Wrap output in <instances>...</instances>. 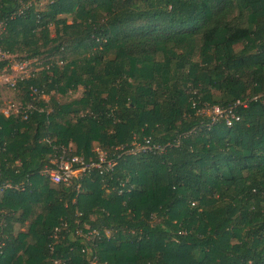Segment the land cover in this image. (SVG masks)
Here are the masks:
<instances>
[{"label":"trees","instance_id":"16d2710c","mask_svg":"<svg viewBox=\"0 0 264 264\" xmlns=\"http://www.w3.org/2000/svg\"><path fill=\"white\" fill-rule=\"evenodd\" d=\"M0 52V73L36 69L3 84L33 107L0 101V264H89L75 221L101 231L95 264H264V0H0ZM145 144L111 173L40 175L61 147Z\"/></svg>","mask_w":264,"mask_h":264},{"label":"built area","instance_id":"2783aa9c","mask_svg":"<svg viewBox=\"0 0 264 264\" xmlns=\"http://www.w3.org/2000/svg\"><path fill=\"white\" fill-rule=\"evenodd\" d=\"M5 57L8 56L0 52V59ZM29 65H32V61L28 60L24 62H14L13 65H11L10 69L12 68L19 75L12 76L8 73H1L0 80L4 83L9 84L11 87H15L18 79L20 80L24 77H28L32 74V71L36 70L35 68H31L29 71H27L26 69ZM27 72L29 73L26 74ZM32 92H36V89H32ZM236 103L245 106V102L241 103L240 101H237ZM32 105V103L23 104L21 102H11L6 107H4L2 111L5 115L21 113L25 118L27 116L26 112L33 107ZM204 112L212 116V119L214 121L222 119L225 125L229 127L240 120V116L233 110L232 107L225 109L214 106L211 109L205 110ZM151 148L152 146H149L147 144L135 145V147L127 149L120 154L115 153V157L110 158L107 151L97 148L94 149L96 152V158L92 160H86L82 155L73 153L72 148L61 147L49 158V163L45 164L40 170V175L47 178L53 185H70L72 181L82 178L83 176L89 174L91 171L97 170L100 173L113 172L118 165L117 159L122 154H136L139 152L147 151L149 149L151 150ZM156 148L157 147L155 146V149ZM7 187L11 186L7 184L5 188ZM76 190L77 192H79L80 184L77 185ZM127 192H129V189ZM119 193H122V189L119 190ZM75 223L77 225L74 229L73 235L79 238L80 241L84 244V247L82 248L83 252H87L91 255L89 264H95V262L97 261L96 255L92 254L89 251H91V248H95L96 241L101 237V231L98 228H90L87 225H80L79 221H75ZM64 227H67V224L65 222H62L59 226L55 227L53 238H57V232H59L60 229L62 230ZM103 234L109 235L110 231L104 229Z\"/></svg>","mask_w":264,"mask_h":264},{"label":"rangeland","instance_id":"374dc122","mask_svg":"<svg viewBox=\"0 0 264 264\" xmlns=\"http://www.w3.org/2000/svg\"><path fill=\"white\" fill-rule=\"evenodd\" d=\"M32 1H33V3H36L40 7H42V6L46 5V3L49 0H32ZM66 17H67L68 20H70V16L69 15L66 16ZM51 29H52V27H51ZM15 62H22V61H17L16 60ZM37 64H39V63H37ZM31 68H34V64L29 65L26 70L29 71ZM1 73H6V74L8 73L9 75H12V76L19 75L12 68L10 69V72H1ZM28 73L29 72H27L26 74H28ZM25 75H23V76H25ZM3 84H4V82L0 80V85H3ZM0 87H1V91H0V101H1L2 107H6L11 102H15V103L20 102L19 101V97H20L19 94L20 93H19V91L17 89L11 88V87H9L7 85H3V86H0ZM81 95H82V87H79V88H77L76 91H71L70 90V91H68V94H66L64 96L57 95V97H58V99L61 102H66V101H70L72 99L79 98ZM97 148H99V147H94V149H97ZM72 150L74 151V147L73 146H72Z\"/></svg>","mask_w":264,"mask_h":264}]
</instances>
